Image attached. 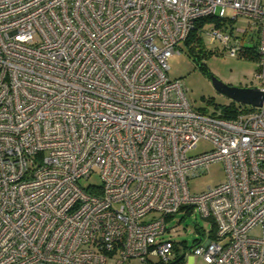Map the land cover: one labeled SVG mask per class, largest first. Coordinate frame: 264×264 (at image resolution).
Returning <instances> with one entry per match:
<instances>
[{
  "label": "built area",
  "instance_id": "obj_1",
  "mask_svg": "<svg viewBox=\"0 0 264 264\" xmlns=\"http://www.w3.org/2000/svg\"><path fill=\"white\" fill-rule=\"evenodd\" d=\"M225 8L258 26L264 93V0H0V264H180L165 221L190 207L211 223L193 257L264 264V101L198 112L166 72L207 17L242 55ZM215 161L225 181L190 193Z\"/></svg>",
  "mask_w": 264,
  "mask_h": 264
},
{
  "label": "rangeland",
  "instance_id": "obj_2",
  "mask_svg": "<svg viewBox=\"0 0 264 264\" xmlns=\"http://www.w3.org/2000/svg\"><path fill=\"white\" fill-rule=\"evenodd\" d=\"M225 9V18L222 20L219 30L222 33L230 34L232 37H237L244 47H252L257 42V24L252 18L240 15L231 20V9ZM216 23L217 20L211 19L206 21L203 27L204 32L202 33V45L200 47L205 52V56L199 57L202 66L200 67L199 63L192 59V55L189 53V47L193 45L191 44L192 41L189 44L181 42L177 46L181 52L173 53L166 59L169 65V69L166 71L167 75L170 79H180L182 81L186 89V98L198 112L212 114L223 106H232L243 112L253 111L255 109L253 106L222 94L211 83L212 77H215L221 82L233 86L258 87L260 85V82L254 76L257 71L254 57L250 55L244 57L240 54L232 56L222 41L219 39L211 40L205 34L206 30L208 31ZM201 50H198L199 55L203 53ZM211 147L212 144L209 141L201 139L189 153L193 155L200 154ZM223 167L221 161H215L210 163L201 175L188 178L186 182L188 183L189 192L198 194L205 191L208 186L213 187L224 182L226 173ZM80 183L82 185L99 184L100 178L98 173L93 172L87 179H81ZM157 215V213H150L144 216L142 220L148 221ZM165 225L166 231L163 237L170 238L181 246L188 247L187 253L181 258L180 264H206L200 257H193L189 247L201 238L202 229L206 230L210 227L211 223L208 219L200 218L198 211L194 207H190L181 209L173 216L167 217ZM251 233L259 234L260 229H253Z\"/></svg>",
  "mask_w": 264,
  "mask_h": 264
},
{
  "label": "water",
  "instance_id": "obj_3",
  "mask_svg": "<svg viewBox=\"0 0 264 264\" xmlns=\"http://www.w3.org/2000/svg\"><path fill=\"white\" fill-rule=\"evenodd\" d=\"M211 83H213L216 90L234 100L248 103L252 106H260L262 101H264V93L258 87L233 86L223 83L215 77H212Z\"/></svg>",
  "mask_w": 264,
  "mask_h": 264
},
{
  "label": "trees",
  "instance_id": "obj_4",
  "mask_svg": "<svg viewBox=\"0 0 264 264\" xmlns=\"http://www.w3.org/2000/svg\"><path fill=\"white\" fill-rule=\"evenodd\" d=\"M214 19L213 17H207V18H203L202 20L198 21L197 26H201L203 23H205V21ZM192 41L191 44H193L191 47H189V53L192 55V59H194L195 61H197V63H199L200 67L202 66L200 63V59L199 57L201 56H205V52L203 50H201V45H202V41H201V37L196 35V30L192 31L189 36L187 37V39L184 41L185 44H189ZM203 51L202 54H198V50ZM246 55H250L252 57H254L255 59H257L256 56V52H255V46L253 45L252 47H245V51L242 53V56H246ZM220 111L222 113L223 117H231L234 116L236 110L234 107L232 106H223L220 108Z\"/></svg>",
  "mask_w": 264,
  "mask_h": 264
}]
</instances>
